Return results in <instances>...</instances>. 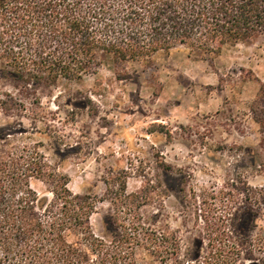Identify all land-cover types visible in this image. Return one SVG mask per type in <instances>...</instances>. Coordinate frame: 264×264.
<instances>
[{"label":"trees","instance_id":"16d2710c","mask_svg":"<svg viewBox=\"0 0 264 264\" xmlns=\"http://www.w3.org/2000/svg\"><path fill=\"white\" fill-rule=\"evenodd\" d=\"M258 39L264 0H0V84L12 88L0 92V111L51 132L42 89L80 83L108 62L123 80L130 63L149 66L159 52L184 48L205 60ZM258 82L251 112L264 131V80ZM16 124L23 126L0 127V264H241L256 254L258 244L235 237L225 221L203 226L188 244L180 232L145 222L140 208L152 200L145 187L128 194L125 183L115 191L104 179V199L74 193L43 143L23 137L28 131L17 132ZM106 196L114 213L99 236L92 219ZM195 198L199 223L204 197Z\"/></svg>","mask_w":264,"mask_h":264},{"label":"rangeland","instance_id":"374dc122","mask_svg":"<svg viewBox=\"0 0 264 264\" xmlns=\"http://www.w3.org/2000/svg\"><path fill=\"white\" fill-rule=\"evenodd\" d=\"M126 70L129 78L120 80L108 62L80 83L42 89L56 126L51 132L1 111L0 127L22 122L14 129L43 143L74 193L104 199V179L115 191L125 183L128 194L145 187L152 195L140 208L145 222L180 232L188 244L203 226L225 221L235 237L258 244L241 264H264V131L251 112L264 80V39L227 46L205 60L184 48L159 52L151 65L132 62ZM11 90L0 84V92ZM33 187L46 193L39 181ZM196 195L204 197L199 223ZM113 213L106 196L92 219L97 235L105 234Z\"/></svg>","mask_w":264,"mask_h":264}]
</instances>
